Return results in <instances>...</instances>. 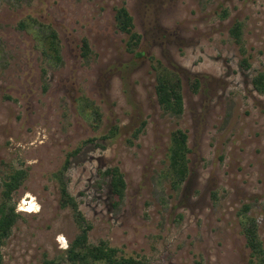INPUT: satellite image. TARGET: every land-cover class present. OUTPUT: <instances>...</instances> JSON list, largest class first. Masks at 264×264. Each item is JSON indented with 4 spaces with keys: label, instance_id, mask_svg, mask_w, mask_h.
Masks as SVG:
<instances>
[{
    "label": "rangeland",
    "instance_id": "1",
    "mask_svg": "<svg viewBox=\"0 0 264 264\" xmlns=\"http://www.w3.org/2000/svg\"><path fill=\"white\" fill-rule=\"evenodd\" d=\"M121 2L0 0V193L10 170L26 171L12 193L19 217L0 246L1 264H43L44 253L73 264L64 250L79 228L72 207L60 205L59 171L90 225L91 244L104 240L144 264H247L238 216L244 204L264 243V93L251 83L264 73V0H125L141 35L140 59L116 28ZM234 20L239 43L229 32ZM46 27L60 42L58 64L42 51ZM151 56L178 68L180 115L156 101ZM82 97L98 108L99 123L84 112ZM140 120L146 125L132 138ZM115 124L120 134L104 148L84 144L102 143ZM176 128L187 132L190 151L188 176L174 190L166 155ZM109 166L126 183L115 205L103 174ZM26 195L37 211L19 209Z\"/></svg>",
    "mask_w": 264,
    "mask_h": 264
},
{
    "label": "trees",
    "instance_id": "2",
    "mask_svg": "<svg viewBox=\"0 0 264 264\" xmlns=\"http://www.w3.org/2000/svg\"><path fill=\"white\" fill-rule=\"evenodd\" d=\"M227 10L223 9L222 15L226 16ZM115 25L118 30L124 32L127 36L125 47L128 52H131L136 58H143L145 54L143 51L138 50L141 40L140 33L134 30L133 16L125 6V0H122L115 8L114 13ZM229 32L235 39L236 43L241 41V22L234 20L229 28ZM42 51L44 55L52 63H60V42L55 30L46 27L45 33L41 38ZM90 52L88 40L83 37L81 40V55L87 57ZM241 52L244 53V50ZM154 74V93L156 101L159 106L173 115H180L183 111V94L181 77L177 66L164 65L160 59L153 56L150 57ZM243 68H248L250 63L246 57L240 61ZM252 87L258 93H264V73L258 72L251 80ZM199 86V80L194 78L191 83L193 91H196ZM82 106L85 113L92 115L94 122L99 123L101 114L92 101L82 97ZM146 125L145 120H140L138 125L131 133L132 138L137 136L143 131ZM97 126V125H95ZM120 134V127L118 125H111L106 133H104L98 142V138H90L85 143H93L94 145L104 148L105 144L114 140ZM187 132L181 128H176L170 133L169 146L167 150L166 160V175L170 182L172 189H179L181 184L186 180L189 171V158L188 153L190 148L187 145ZM129 143L132 140H127ZM81 147L76 148L66 157L63 168L65 169L70 161L72 155L78 154ZM60 173V171H59ZM58 173V174H59ZM56 174V178L60 187V205L61 207L71 206L76 213V222L78 225V233L70 240L69 244L64 250L66 260L73 264H93L100 262L103 264H144L140 259L132 256H122L117 254V249L108 245L104 240H100L96 244H91L87 240V232L90 228L89 224L82 223V214L77 209L75 199L67 192L65 183ZM103 174L108 176L110 192L114 200L113 204L119 203L124 196L125 180L123 174L118 166H109ZM26 177V171L22 168H14L8 172L1 183L0 193V246L3 245L5 238L10 234V231L19 217V212L15 210V204L11 203L12 193L19 188L21 183ZM249 206L244 204L238 216L240 217L241 232L245 238V245L248 248L247 264H264V243L259 237L256 219L252 214H248ZM2 262L0 253V264ZM43 264H57L54 258L47 256L44 253ZM196 264H201L196 262Z\"/></svg>",
    "mask_w": 264,
    "mask_h": 264
},
{
    "label": "bare ground",
    "instance_id": "3",
    "mask_svg": "<svg viewBox=\"0 0 264 264\" xmlns=\"http://www.w3.org/2000/svg\"><path fill=\"white\" fill-rule=\"evenodd\" d=\"M27 195L21 199L20 201V207L19 209H22L24 211H27V212H35L37 211V203L35 201H33V199L31 200H28L27 199Z\"/></svg>",
    "mask_w": 264,
    "mask_h": 264
}]
</instances>
